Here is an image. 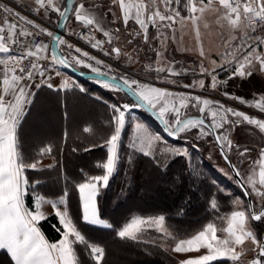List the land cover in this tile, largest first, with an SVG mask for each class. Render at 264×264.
I'll return each mask as SVG.
<instances>
[{
  "label": "snow or ice",
  "instance_id": "1",
  "mask_svg": "<svg viewBox=\"0 0 264 264\" xmlns=\"http://www.w3.org/2000/svg\"><path fill=\"white\" fill-rule=\"evenodd\" d=\"M112 2L114 4L118 3L122 10L126 8L124 0H112ZM213 3L214 0H207V2L205 0H151L150 7L148 3H145V0H141L140 5L136 8L135 15L131 13L130 9L124 13L123 23L125 28L128 27L130 19L134 20L140 29L136 35L143 33L144 43L149 46V50L155 52L157 65H161L163 62L162 66L152 69L156 72L157 80L168 84H175L176 80L170 77L183 76L190 71L195 74L197 69L181 67L177 70L173 63L166 59L165 53L168 50V41L170 38L173 42L176 41L175 25L178 22L182 24L185 20H191L193 25H195L199 19L197 13L202 14ZM218 3L225 9L223 18L227 19L233 28L240 27V22L248 21L249 18H251L252 22L249 25L250 31L243 32L239 38L233 36L231 40L225 39L224 41L225 50L221 56V60L223 61L224 57L234 50H239V56H234L227 63L212 61L214 67L211 70L203 64L199 65V72L202 75L211 77L210 87L212 90H217L222 84L226 83V81L218 79L217 69L220 71L230 70L229 79L234 77H251L254 70L264 73V54H261L259 51L264 46V36L256 34L258 29L264 31V0H233L231 3L229 0H218ZM34 4L36 5L34 9L36 12H40L43 9L44 12L58 13V21L69 18L67 7L65 6L63 9L54 7L52 6V0H47V3L45 0H34ZM160 5L163 6V10H161ZM88 11L89 9L85 3H79L78 6L73 7L75 20L83 22L85 26L89 27L87 34L79 33L78 35L81 39L90 43L92 48L101 50L105 56L115 54L116 58H119L121 55L119 47H112L109 51L104 48V41L97 40L92 35L93 29L102 32L105 37H109L108 43H112L110 33L101 26V20L89 18L88 15L84 14ZM182 12H186L188 15L182 16ZM0 15L4 16V24L10 30L9 35L6 36L5 28L0 27V53L9 54L4 58L5 67L3 71L5 83H8L7 77L11 73V80L17 86L11 89L10 94L12 99L5 101L4 96H0V249H6L15 261V264H78L76 245L84 246L93 264H102L105 255L103 247L90 243L82 235L81 231L78 230L72 219L69 218L67 206L64 207L63 212L60 211L59 205H67L68 191H65L58 201L52 202V207L56 209L55 215L63 225V231L61 232L62 239L56 243L50 244L45 240L37 226L40 220L46 219V216L39 209L30 210L24 204V197L28 189L34 187L30 183L26 173L28 170L42 171L43 169L39 168L38 165L44 156L52 153V147L50 145L41 147L37 152V158L31 160L26 158L19 150L17 129L25 115V106L32 102L31 93L28 91L29 85L27 83L21 85L19 82L22 80L31 81L39 76L40 80L36 84V87L40 88L46 85L51 89L53 85L48 82L50 77L47 76V73L49 70L57 71L54 67L55 65L63 67L83 65L90 69L92 74L105 77V80L100 82L105 88L119 91L120 84L128 87L138 99L157 112L168 135L171 137L183 138L181 134L191 133L193 129L197 130L195 139L203 140L205 137H212L221 157L235 174V177L238 178L236 183L245 188L244 195L250 196L254 194L255 197L260 199V208H256L255 205L249 203L246 210L232 211L227 220V227L219 229L222 236H217L218 229L214 223L210 222L204 230L193 235L191 239L180 240L173 249L176 253L199 252L201 248L207 249L206 254H201L196 258L185 259L180 261V264H213V262L224 261L239 264L242 256L247 251L245 247L246 242H250L253 246L251 250L257 253L249 261V264H264V239H259L250 226V221L264 223V173L261 174V186L257 187L255 184H252L251 191H248L243 179H241V169L237 164L233 163L230 153L235 150L239 158H246L251 150L247 147L241 150L239 145L233 144L229 138L230 132L241 123L254 125L261 132H264V121L250 118L244 112L238 111L235 108L225 107L219 101L202 100L200 96L186 98L185 93L182 92L173 93L167 89L157 88L150 84L141 86L137 80H130L126 76H109L112 70L108 68L107 71H101L99 67L103 64L101 60L91 56L87 51H82L81 48L68 43L62 36L54 35L53 32L47 31V29L42 28L39 24H35L33 20L27 19L12 8L0 4ZM8 16L15 17L17 21L22 22L23 25L30 26L36 31H29L27 27L20 26L15 22L10 23ZM149 24L156 29V34L152 39L159 43L158 48L151 45L148 36ZM163 29H169L172 33L171 37ZM119 31L120 29H116V32ZM41 34L51 37L52 43L56 44L57 47L65 45L70 50L69 54L65 55L61 53L58 57L53 53L50 57L51 62L46 66L41 65V60L48 59V57L41 54L49 47V45L43 42L34 43L35 38ZM237 39L238 43H232V41H236ZM128 43L131 44L132 40H129ZM72 51L77 55H71ZM199 54L201 57L205 56L202 49ZM25 60L29 61L30 67L21 66ZM93 61L94 64L92 63ZM9 62L11 66H9ZM128 62H134L130 55L128 56ZM104 67L107 66L105 65ZM17 68L19 75H17ZM161 73L166 74L160 75ZM57 75H59L58 71ZM109 80L118 82L110 84ZM75 87L80 92L86 91L85 88L79 85H75ZM141 87L146 91L141 90ZM183 87L185 89L196 87L204 89L205 82L202 79L194 80L191 84H184ZM5 91L7 92L8 89ZM223 94L229 99L237 100L241 104L248 103V101L241 97L230 96L226 91ZM173 96L179 97V103H174L169 108L167 99ZM97 99L101 98L97 97ZM161 101H164V103L162 104ZM105 103L107 104L106 101ZM158 105L160 106L158 107ZM139 107L140 105L136 103L131 105L123 104L122 106L108 104V108L111 110V118L108 123L110 127L114 128V131L102 144L92 146L106 148L107 160L106 163L102 164L104 174L91 176L86 182L76 185L82 205L81 219L86 224L106 228L113 227L112 224L107 223L101 218L98 208V197L109 186L110 177L117 170L119 161L118 146L126 124V113L130 112L133 108ZM189 107L198 109L201 114L205 113V109L208 108L210 110V121H206L203 118H186L185 113ZM213 107L215 110H211ZM255 107L264 112V104L257 102ZM8 108H11L10 112ZM166 114L170 115L172 119H166ZM5 116H7V119H5ZM217 116H219V122L215 119ZM84 131L88 132L89 129L85 128ZM132 146L135 147V144L133 143ZM91 150V147L84 149V151ZM73 151H76V149H73ZM173 152L175 155L189 156L187 148H176L173 149ZM143 154L145 156L151 155L147 151ZM260 158L264 159V147L260 150ZM129 162L131 163V159ZM241 163H243V159H241ZM225 174L227 175V173ZM212 183L215 184V181ZM217 191L224 193L225 189L218 188ZM37 199L40 198L37 197ZM239 203L243 204L242 201ZM209 209L217 213L220 211V204L215 195H212L210 198ZM183 214L182 210L178 213L181 216ZM165 219L164 215H159L155 221L158 225L157 231L163 230ZM218 219L223 221L225 217L221 216ZM139 223L140 221H134V224L118 231L117 235L122 239L128 238L132 241H137L138 237L134 232V225ZM171 235V232L163 230V237Z\"/></svg>",
  "mask_w": 264,
  "mask_h": 264
},
{
  "label": "trees",
  "instance_id": "2",
  "mask_svg": "<svg viewBox=\"0 0 264 264\" xmlns=\"http://www.w3.org/2000/svg\"><path fill=\"white\" fill-rule=\"evenodd\" d=\"M182 13L186 14V12ZM108 45L106 40V46ZM146 50L148 49L146 48ZM77 78L78 80L65 90L49 89L46 86L40 88V91L46 92L39 106L42 113L49 114L52 111L57 113V123L49 126L48 137H54L53 152L58 159L57 163L48 169L38 172L27 171V177L34 187H31L25 196L26 205L32 209L38 194L60 198L65 191H68L66 206L69 217L90 243L104 248L105 255L102 264H108L110 245H115L117 248L121 246L126 254V257L123 254L114 255L112 264H125L122 261H126V264H177L178 258L162 247L156 239L161 234L155 229L150 228L143 231L137 235V241L120 238L117 235L118 231L134 217L164 215L165 224L172 231L174 238L192 236L206 224L220 222L218 217H225L233 210V200L230 194L217 191L218 188L224 189L225 187L214 180L213 176H216L214 172L217 171L206 161L196 163L194 160L188 161L186 157L180 155H172L165 160L159 147L149 156H145L144 152L138 150L136 144L133 147V143L130 141L133 122L126 113L127 122L122 131L118 148L117 170L110 177L109 186L98 197L101 218L112 224L113 227L106 228L84 223L81 219V202L76 185L87 181L92 175L104 172L102 164L97 165L95 162L100 158L106 159V148L92 146L102 144L114 131V128L110 127L108 123L111 118L108 104L122 106L126 100L121 99L120 94L132 103L135 102L124 91L110 90L92 80ZM75 85L85 88L86 91L80 92ZM97 97L101 99H97ZM80 103L90 104L94 109L90 111L89 118L83 122L77 118L81 110ZM70 106L75 111L76 117L73 126ZM62 108L69 113L65 137V120ZM85 123L91 125L88 132L83 129ZM24 137H26L25 146L21 145L20 151L29 160L37 158L36 154L33 156L29 152L35 145L30 142L26 133ZM88 147H91L92 150L84 151ZM61 149H63L62 160L59 156ZM92 164L97 166L96 171L92 169ZM153 180L155 184L151 190L152 194H146L135 206L126 205L130 199L137 201L144 184L151 181L153 183ZM213 181L215 184L212 183ZM171 186L173 189L170 188ZM191 189L198 191V194L202 196L201 201L197 195L192 194ZM212 195L217 197L220 204L218 213L209 209ZM118 207L120 210H116ZM181 210L184 213L182 216L178 215ZM257 224L259 225L258 232L262 233L264 223L257 222ZM37 226L49 242H56L62 237L63 226L55 214L40 220ZM75 247L78 264H93L83 245ZM230 262H213V264H230ZM0 264H14L5 250L0 251Z\"/></svg>",
  "mask_w": 264,
  "mask_h": 264
},
{
  "label": "rangeland",
  "instance_id": "3",
  "mask_svg": "<svg viewBox=\"0 0 264 264\" xmlns=\"http://www.w3.org/2000/svg\"><path fill=\"white\" fill-rule=\"evenodd\" d=\"M101 2L102 0H98ZM138 3H141V0H135ZM217 0H214V2ZM59 3V7L63 9L66 6V0H52V6H55L56 3ZM207 2V0H205ZM145 3H148L151 7V0H145ZM79 0H76L75 6H78ZM103 6L108 7L106 4L102 3ZM95 4L89 5L87 3L86 6H94ZM214 5V4H212ZM161 10H163V6L160 5ZM118 6L114 9L117 10ZM220 12V14H219ZM115 13V12H114ZM47 14L54 16L52 24L54 27H57L58 21V13L56 12H47ZM188 15V13H186ZM185 14V15H186ZM225 9L223 6H220L219 9L209 6L207 10H205L202 14L197 13L199 19L196 21V24L193 25L191 20H185L182 24L177 23L175 25L176 32V41L173 42L170 38L168 41V50L165 53V57L168 61L172 62L174 67L179 70L181 67H186L189 69H197L195 74L191 71L188 72L186 75L177 76V77H170L171 79L176 80L175 84H168L164 83L160 80L156 79V72L152 69L162 66L157 65L156 63V55L154 51L149 50V46L144 43L143 36L135 37L131 34L132 25H128V33L125 31L122 35H117L115 33H111L112 43L106 46V42L104 43V48L110 49L112 47H119L121 49V55L119 58H116L115 54L110 56H105L103 52L100 50L98 53L90 52L84 49L76 40H75V33L79 27V23L75 22L74 20V12L70 17L69 22L66 25V29L64 34L62 35L63 39H65L68 43L73 44L75 47L81 48L82 51H87L91 56H94L96 59L101 60L103 64L99 66L101 71H107L108 68H111V72L109 73L112 76L117 77H128L130 80L135 79L137 80L141 86L144 84H150L157 88H164L168 91L173 93H185L186 98H190L192 96H200L201 99H209L214 101H219V103L223 104L225 107H232L238 111L244 112L250 118L259 119L264 121V113L256 112L253 113L250 111L244 104L239 103L237 100L229 99L228 97L224 96L220 92V88L217 90H212L211 85V77L202 75L199 72V65L203 64L206 68L211 70L214 65L212 61H216L217 63L231 61L234 56H239V50H234L229 55L224 57V60H221V56L225 50V39L231 40L233 36L239 38L243 32L250 31L246 29L244 25V21L240 22L241 26L238 28H233L227 19H224ZM115 15V14H114ZM183 16L184 14L181 13ZM220 16V17H219ZM217 17L219 19H217ZM223 24V25H221ZM221 31V35L216 37L215 34ZM259 30V29H258ZM95 31V30H94ZM115 31V30H114ZM166 33L169 34L171 37L172 33L169 29H163ZM260 31V30H259ZM96 32V31H95ZM263 31L258 32L262 34ZM98 36L102 38L105 37L102 34L96 32ZM156 34V29L152 27L151 24L148 26V36L151 41L152 47H159V43L152 39ZM228 34V36H227ZM109 37H105L108 39ZM200 38L204 43L199 42ZM215 39L222 42L220 45H215ZM132 40V43L129 44L128 41ZM135 41V42H134ZM238 39L236 41H232V43H238ZM223 44V45H222ZM146 48L148 50H146ZM60 49L62 53L68 55L70 50L65 45H60ZM201 49L204 51L205 56H200ZM215 49V50H214ZM71 55H77L74 51L71 52ZM132 56L133 61L132 63L128 62V56ZM94 64V61L92 62ZM107 67H104V66ZM77 68H82L83 70L90 71V69L84 67L83 65L76 66ZM63 73L67 79L70 80V83H75L78 78L72 72L67 70L66 68L62 67ZM218 72V79H222L227 75H230V70L220 71L217 69ZM166 73H161L160 75H165ZM204 80L205 88L200 89L199 87L196 88H188L185 89L183 87L184 84H191L194 80ZM93 82L100 84L101 81L92 80ZM221 87V86H220ZM109 89V88H108ZM121 90V89H120ZM141 90L143 87H141ZM122 91V90H121ZM146 91V90H145ZM121 95V96H120ZM119 96L121 99H125L126 102L124 104H133L128 98L123 97L122 94ZM163 104L164 101H161ZM179 103V97L173 96L167 99V105L169 108L172 107L173 104ZM81 110L79 111L78 117L81 122L88 119L90 116V111L92 109V105L90 104H83L80 103ZM40 104H37V109L35 110L34 114L32 115L31 119L28 122L30 128L26 130V132L30 133V137L35 142L38 138L42 136H47L49 132V126L55 125L57 123V113L55 111L50 112L49 114H44L42 112H38ZM160 105H158L159 107ZM203 106V105H201ZM98 109V108H97ZM96 109V110H97ZM211 110H215L213 107ZM70 115L72 118V126L75 117V111L70 106ZM184 111V110H182ZM128 118L133 122V133L131 136L130 141L136 144V147L141 152H150L154 153L156 150L160 149L163 159L166 160L169 156L175 155L173 149L179 148L184 149L187 148L189 152V156H184L188 161L194 160L196 163L203 161L208 162L217 172H214L213 178L221 185H224V189L226 193H229L232 200H233V210H246L247 209V199L240 188V186L236 183V179L223 160L220 155L219 150L215 146L212 137H205L203 140L195 139V135L197 134V130L193 129L191 133H184L181 134L183 138L172 139L170 138L162 129L161 125L157 120H155L151 115H148L146 112L143 111L141 107L133 108L130 112H128ZM195 115H202L208 121H210V110L208 108L205 109V113L201 114L198 109H193L189 107L186 111L185 116H195ZM151 116V117H150ZM166 119H172V117L168 114L165 115ZM34 119V120H33ZM217 122H219V116L215 118ZM234 119V118H233ZM79 121V122H80ZM127 122V116H126ZM126 125V124H125ZM139 125V127H138ZM30 130V131H29ZM159 137V139H157ZM229 138L232 140L233 144L239 145L241 150L245 147L249 148L251 151L246 156V158H239L238 153L233 150L230 155L232 156V160L235 164L241 169L242 177L251 191L252 184H255L257 187H260L262 173H264V159L260 158V150L264 147V132H261L258 128L254 125H248L247 123H241L237 125L234 130H232L229 134ZM195 145V147H193ZM241 159H243V163H241ZM223 169V171H221ZM227 173V175L225 174ZM231 177V178H230ZM150 183V184H149ZM153 184H155L154 180L153 183L146 182L143 188L139 193L138 200L130 199L126 205L128 206H135L138 202H141L142 198L145 197L146 194L151 193L153 190ZM167 186V185H166ZM195 186V185H194ZM172 188V186L170 187ZM173 189V188H172ZM192 190V189H191ZM193 191V190H192ZM192 194L197 195L199 197V201L202 200V196L198 194V191H193ZM254 201L256 208L261 207V201L255 195H251ZM242 201L243 204L239 202ZM116 210H120V207L116 208ZM231 211V212H232ZM225 216V219L220 222H212L217 227V236H222V233L219 231L220 228L227 227V220L230 217V214ZM158 216H148V217H134L130 220V222L125 225L123 228L128 227L129 225L134 224V221H140L139 224L134 225V232L136 235L141 234L143 231L147 229H155L157 231L158 225L155 221L158 219ZM259 221H250L251 229L255 232L259 239H262V233L258 232L259 225L257 224ZM261 223V222H260ZM207 224L200 230H204ZM123 228L121 230H123ZM163 230H167L168 232L172 231L166 226L163 225ZM163 230L158 231L161 236L157 237L156 239L168 251H170L173 255H175L180 264V261H183L188 258H196L201 254H206L207 249L201 248L199 252L191 251V252H182L176 253L173 251L175 246L180 242V240L184 239H191L192 236L182 237V238H174L173 234L168 237H163ZM199 232V231H198ZM196 232L195 234H197ZM194 234V235H195ZM226 235V234H223ZM186 247V246H185ZM247 251L242 256L241 261L239 264H249V261L254 258L257 253L256 251H252L251 249L253 246L250 242H246L245 245ZM110 256L108 259V264H112L114 260V255L123 254L126 257L125 251L121 249V246L117 248L115 245H110ZM122 263H127L126 261H122ZM232 264V262H230Z\"/></svg>",
  "mask_w": 264,
  "mask_h": 264
},
{
  "label": "crops",
  "instance_id": "4",
  "mask_svg": "<svg viewBox=\"0 0 264 264\" xmlns=\"http://www.w3.org/2000/svg\"><path fill=\"white\" fill-rule=\"evenodd\" d=\"M6 1L12 6L16 5L20 1H26L31 6L36 7V5L34 4V0H6ZM45 2L47 3V0H45ZM79 3H85L86 5H87V3H89V5L95 4L94 6H86L89 9V11L85 12V14H87L91 18L100 19L101 20V26L106 31H108L110 34L113 32L117 35H120V34L122 35V33H124L125 31H127V33L129 32L127 30L129 26L127 28H125V25L123 23L124 13L128 12L130 9L131 13L133 15H135L136 8L138 5H140V3L136 2L135 0H124L126 8L122 10L119 7V4L118 3L114 4L112 2V0H102L101 2H99L98 0H79ZM102 3L106 4L108 7L103 6ZM213 4L214 5H210V6H213L217 9H219L220 6H222L218 3V0L215 1ZM116 5L118 6L117 10L114 9L116 7ZM54 7H59V3L57 2ZM219 14H220V12H219ZM44 17L46 18V20H49L51 22L54 19V16L47 14V12H45ZM217 19H219V18L217 17ZM128 25H130V26L132 25V29L139 27L137 24H135L134 20H131V19L129 20ZM221 25H223V24H221ZM116 29H120V31L116 32ZM132 29H131V31H132ZM221 31L222 30H220L219 33H216L215 36L216 37L220 36ZM257 31L260 32L259 30H257ZM96 32L103 35L102 32H99V31H96ZM258 35H259V33H258ZM227 36H228V34H227ZM260 36H264V31L262 32V34H260ZM98 37H101V36H98ZM103 38H105V37H103ZM199 42L204 43V41H202L201 38H200ZM221 43L222 42L215 39V45H218V44L220 45ZM259 51L261 54H264V46H262ZM7 55L8 54L0 55V96H4L5 101L12 99V96L10 94L11 89L13 87H17L16 85L13 84V82L11 80V73H9L8 77H7L8 83L7 84L5 83V75H4L3 69L5 67L4 58ZM9 66H11L10 62H9ZM257 68H258V66H257ZM229 76L230 75H227L226 77L220 79L222 81H226V83L222 84L221 87H219L220 92L223 94L226 91L229 93L230 96L241 97L244 100L248 101V103L244 104V105L253 113H256L259 111L262 112L259 108L255 107V105L257 102H259L260 104H264V73L260 72L259 70H254L253 75L251 77H245V78L234 77L232 79H229L228 78ZM19 83L21 85L25 84V83H27L29 85L28 91L31 93V100H32V102L30 104H27L25 106V115H24L23 119L20 121V124H19L18 129H17L19 146H21V145L25 146V143H24V140L26 141V137H24L25 133L27 135V138H29L30 142H32L35 145L32 148V151H29L33 156L37 155V152L41 147L50 145L52 147V153L50 155L44 156L41 159L40 164L38 165V167L42 168L43 170L48 169V168L54 166L57 163V159H58L57 156H55V154L53 152L54 146H55L54 145L55 144L54 137H48L49 135L47 134V136H42V137L38 138L37 141L34 142L32 140V137H30V133L26 132V130L30 128V125H28V122L31 119L32 115L34 114L35 110L37 109V104L38 103L40 104V102L43 101L44 93H46L42 90L40 91V88L43 86H46V85H43L40 88H37L36 84L39 83V80H31V81L22 80ZM72 85H73V83L60 84L57 86H53L52 89L65 90L66 88H70ZM6 89H8L7 92L5 91ZM17 90H18V88H17ZM62 109H63L62 114H63L64 120H65V123H64L65 124V126H64V137H65L66 136L65 131H66V125H67L68 118H69V113L67 112L66 109H64V108H62ZM8 111L10 112L11 108H8ZM38 112H42L40 110V108L38 109ZM262 113H264V112H262ZM5 119H7V116H5ZM24 128H25V130H24ZM85 128H88L90 130L91 125L85 123L83 126V129H85ZM118 148H119V146H118ZM19 150H20V147H19ZM34 154H36V155H34ZM59 156H60V160H62L63 149H61ZM106 160H107V151H106V159L103 160L100 158L99 161H96L95 163L97 165H100V164L106 163ZM92 169H94L96 171L97 166H94V164H92ZM102 174H104V172L100 173L99 175H102ZM92 176H94V175H92ZM29 189H28V191H29ZM28 191H27V193H28ZM37 197H39L40 199H37ZM58 200H59V198H52V197H49V196L44 195V194H38L35 197L34 207L32 209L26 205L25 197H24V204H25V207L29 208L30 210L39 209L40 212L44 216L47 217L51 214H55L56 209H54L52 207V202H56ZM65 206L66 205H59L61 212H63ZM81 210H82V205H81ZM96 226H98V225H96ZM100 227H103V226H100ZM60 239H62V237ZM45 240H47V239L45 238ZM58 241H56V242H58ZM56 242H49V243L51 244V243H56ZM2 250H5L7 252L9 257L11 258V260L15 264V261L12 259L11 255L8 253V251L6 249H0V251H2Z\"/></svg>",
  "mask_w": 264,
  "mask_h": 264
},
{
  "label": "built area",
  "instance_id": "5",
  "mask_svg": "<svg viewBox=\"0 0 264 264\" xmlns=\"http://www.w3.org/2000/svg\"><path fill=\"white\" fill-rule=\"evenodd\" d=\"M229 2H233V0H229ZM0 4H4L9 8H12L15 12H19L22 16H25L27 19L33 20V22L35 24H39L42 28L47 29V31H51V32H55L56 27L53 26L52 22L49 20H46L45 16V12L43 9H41L40 12H36L34 9L35 7L31 6L28 2L26 1H20L19 3H17L16 5H10L6 0H0ZM8 20L10 23H17L20 26L23 27H27L29 31H36L35 29L31 28L28 25H23L22 22L17 21L15 17L13 16H8ZM251 18H249L248 21H244V25L246 27V29H249V25L251 23ZM0 27H4L5 28V35H9V31L7 26L4 24V16L0 15ZM89 31V27L85 26L84 24H80L76 33H75V40L86 50L93 52V53H98L100 50L98 49H94L91 47L90 43H88L86 40L81 39L80 36L78 35L79 33H88ZM140 29L139 27L133 28L131 31L132 36L134 37H141L143 36V33H141L140 35H136L137 32H139ZM92 35L95 37V39L97 40H102L105 42L104 38H100L97 36L96 32L92 31ZM31 39V38H29ZM43 42L44 44L49 45L48 49L42 53L41 55L48 57V59H44L40 61V64L43 66L48 65L51 61H50V57L52 55V51H51V46H52V38L48 37L46 34H41L38 37L35 38L34 43L38 44ZM0 55H3V53H0ZM9 55V54H8ZM21 66H27L30 67L29 61L25 60L23 62V64ZM55 69L59 72V75H57V71H52L49 70V72L47 73V76L50 77L49 81L53 86H57L60 84H66V83H70V80L66 78V76L63 73L62 70V66L60 65H55L54 66ZM17 75H19V70L17 68ZM34 80H40L39 76L36 77V79Z\"/></svg>",
  "mask_w": 264,
  "mask_h": 264
},
{
  "label": "water",
  "instance_id": "6",
  "mask_svg": "<svg viewBox=\"0 0 264 264\" xmlns=\"http://www.w3.org/2000/svg\"><path fill=\"white\" fill-rule=\"evenodd\" d=\"M75 2L76 0H66V7L68 9V19H64V20H59V23L56 27V30L54 32V35H60L62 36L65 32V29H66V25L67 23L69 22L70 20V17L72 15V12H73V7L75 6ZM85 14V13H84ZM87 15V14H85ZM89 18H91L89 16ZM74 20H75V13H74ZM75 22H77L75 20ZM79 24H83V22H77ZM51 51H52V54L54 53L55 55H57L58 57L61 55L62 51L60 49V46L57 47L56 44L52 43V46H51ZM63 67V66H62ZM66 68L67 70H69L70 72H72L74 75H76L77 77H81L83 79H89V80H97V81H104L105 80V77L104 76H96L94 74H92L90 71H83V70H80L79 68L75 67V66H70V67H64ZM109 76H112L109 74ZM117 77V76H116ZM110 84L111 83H115V82H118V81H112V80H109L108 81ZM120 89L122 91H124L136 104H139L140 107L145 111L147 112L149 115H151L155 120H157L159 122V124L161 125L162 129L164 130V132L168 135L167 133V130L165 129L164 125H163V122L161 120V118L157 115V112L154 111L152 108H150L147 104H145L142 100L138 99V97L136 95L133 94V92L126 86H124L123 84H120ZM186 118H203L205 119L203 116H189V117H186ZM206 121H208L207 119H205ZM169 136V135H168ZM170 138L172 139H177L175 137H171L169 136ZM233 161V160H232ZM234 163V161H233ZM231 170V169H230ZM233 173V172H232ZM234 177H235V174L233 173ZM235 179L237 180L238 178L235 177ZM241 179H243V177H241ZM244 181V179H243ZM244 184L246 185L245 181H244ZM240 186V185H239ZM247 186V185H246ZM240 188L242 189L243 193L245 192V188L244 187H241ZM247 190L250 191L247 187ZM246 199H247V203H251L253 205L254 204V201L252 199V196H246ZM262 239H264V232L262 234Z\"/></svg>",
  "mask_w": 264,
  "mask_h": 264
},
{
  "label": "flooded vegetation",
  "instance_id": "7",
  "mask_svg": "<svg viewBox=\"0 0 264 264\" xmlns=\"http://www.w3.org/2000/svg\"><path fill=\"white\" fill-rule=\"evenodd\" d=\"M196 116H202V115H196ZM205 118V117H204ZM206 119V118H205Z\"/></svg>",
  "mask_w": 264,
  "mask_h": 264
}]
</instances>
